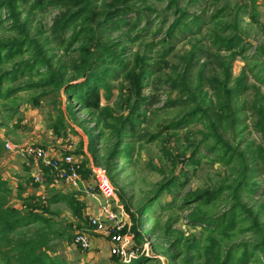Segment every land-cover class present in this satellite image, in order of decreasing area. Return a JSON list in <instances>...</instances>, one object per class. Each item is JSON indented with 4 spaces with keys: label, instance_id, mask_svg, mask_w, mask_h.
<instances>
[{
    "label": "rangeland",
    "instance_id": "rangeland-1",
    "mask_svg": "<svg viewBox=\"0 0 264 264\" xmlns=\"http://www.w3.org/2000/svg\"><path fill=\"white\" fill-rule=\"evenodd\" d=\"M111 1L95 0L99 8ZM245 2V0H134L135 11L129 15V20L135 23L136 30L130 31L122 26L121 30L105 34L103 43L109 50L123 58V62L107 64L113 68L107 79L111 87V98L108 100L105 91L102 90V107L110 106L116 110L118 116L127 115L128 110L124 108V102L130 96L133 97L134 92L126 80L125 65L126 63L134 64L137 55L146 57L150 65L149 72L143 81L142 95L147 97L148 101L140 110L142 120L137 123L134 133L127 131L123 136V149L129 154L125 152L126 157L123 156L109 164V171L104 159L112 144L109 140L112 138L113 141V133L105 127L112 124V120L103 119L99 112L82 109L73 98L69 99V94L63 89L59 92L50 91V94L45 95L43 94L44 89L27 88L28 90H23L8 100H1L0 142L4 144V149L0 154V178L4 180L3 174L7 176L8 188L12 195L14 197L23 196L24 191L21 189L34 190L37 188L35 185L39 184L35 183L34 176L31 178L30 174L26 175L28 173L26 158L21 154L8 151L5 148L6 143L16 148L33 145L43 147L53 153L73 155L82 164V170L88 171V177H82L85 184H92L102 198V194L96 189L98 179L92 168L100 169L102 173H105L109 189L112 188L115 191L118 210L120 212L121 209L123 210L125 220L129 222L127 232L124 234L132 239V244L140 248L146 243V247L143 248L145 251L140 250L139 257L158 259L147 264H169L163 256V250L168 249L170 243L178 244L172 250V253L180 255L179 260L174 264H179L181 258L186 255L192 257L193 264L202 263L203 260L199 256L200 251L195 250V245L202 252L204 247L210 243L209 240L215 236L209 234L204 227L193 224L192 217L195 215L217 216L223 213L228 205L221 202L196 208L195 205L183 206L182 201L189 192L218 187L227 177L226 169L215 161V155H209L207 151L197 156L199 164L179 163L176 168H172L164 155L165 144L176 155L187 153V157L190 156L195 147L192 142L199 143L200 136L196 133L202 129L200 125L191 124L186 129L175 133L164 132L153 142L150 139L190 109V106L181 104L180 95L178 91L171 89V83L178 79V74H183L187 56L191 52L204 50L198 52L193 61L194 67L189 72V81L193 87L201 85L205 92L211 91L209 79L223 75L218 61L212 55L220 53L228 57L229 53L218 52L213 44L214 36L221 33V25H226L233 18L231 19L227 12L221 15L224 20L211 22V17L218 12V9L228 4L234 8L235 4ZM57 7H49L45 11L36 12L30 11L27 4H22L18 9L22 12V20L30 15L32 31L40 32L41 39L49 41L48 55L53 59L54 69L64 62L70 64L73 59H77L79 52L76 49L80 46V44H75L66 51V45L60 47L57 43L58 39L53 34V24L62 14L63 9ZM71 10L75 11L73 8ZM254 15L257 16L258 23L253 20ZM194 18L198 20L196 26L192 21ZM175 20H180L185 24L179 25L174 36L170 38L167 36V30ZM238 24L243 42L249 47L247 57H250L257 48L264 47V0H259L256 8H249L246 12L239 14ZM79 26L80 24L65 33L66 41L71 39V35L79 29ZM14 34L12 22L9 20L7 10L4 9L0 11V40L11 38ZM161 55H165L166 59H162ZM27 58L28 55L15 59L5 68H10L11 65L25 61ZM246 65L244 56L236 57L232 65L234 78L241 75ZM39 75L34 74L32 77L22 78L14 84H9L6 89L12 86H34L42 81ZM248 84L259 87L264 94V86L257 84L251 74ZM253 94L254 90L251 89L243 96L241 104L245 101L252 103ZM36 99L37 104L34 102ZM69 106L72 108L71 112L68 110ZM120 108L124 111L122 112ZM59 116L63 117L65 126L60 128L57 134L52 126ZM242 117L247 118L248 127L244 128L238 140L245 138L248 143H258L260 135L254 130L252 112L247 111ZM189 132L194 135L188 136ZM101 133L104 135L103 138L95 144L100 157L97 162L89 145L91 136ZM243 144H245L244 141L242 147H244ZM154 167L162 169V174L153 170ZM163 174L165 178L176 175L183 185L181 184L179 189L174 188L171 193H164L144 215L140 227L144 244H139L130 230L133 220L127 213L125 205L128 204L130 210L138 216L141 205L164 181ZM254 181L255 184L251 188L253 187L255 192L245 193L243 199L259 213V219L264 223V181L259 177ZM69 186L61 184L58 191L69 189L67 191L70 192ZM56 191L48 190L47 193L45 192L46 197L53 195ZM86 196L88 195H83L84 199L80 198V201L84 207V216L89 219L96 211H89L90 198ZM12 203L21 209L22 204L18 200L13 199ZM52 211V218L66 227L70 234L75 236L84 232L91 240L90 248L85 251L74 244H60L57 248V254L60 257L70 264H117L110 253V240L106 234L97 233L85 223L81 224L76 221L63 204L52 206ZM70 223L74 224L73 230L69 227ZM251 240L248 234L234 233L229 236L228 240L224 239L223 244ZM247 264H264V262L260 255H252Z\"/></svg>",
    "mask_w": 264,
    "mask_h": 264
},
{
    "label": "trees",
    "instance_id": "trees-1",
    "mask_svg": "<svg viewBox=\"0 0 264 264\" xmlns=\"http://www.w3.org/2000/svg\"><path fill=\"white\" fill-rule=\"evenodd\" d=\"M133 1L112 0L99 8L95 0H0V11L7 10L9 20L12 22V30L15 32L11 38L0 40V101L8 100L19 92L28 90L27 88L44 89L45 95L50 94V91L59 92L63 89L69 94V99L73 98L82 109L99 112L103 119L112 120L114 125L109 124L105 127L112 131L114 141L113 143L112 138L109 140L112 144L104 159L108 171L109 164L126 155L123 149V136L127 131L135 132L137 123L142 120L140 110L148 101L147 97H143L142 89L150 65L146 57L137 55L134 64L126 63L124 69L126 80L134 92V96H130L124 102L128 114L118 116L116 110L110 106L102 107V90L105 91L108 100L111 98V87L107 79L113 68L107 64L123 62V58L107 48L103 38L107 32L121 30L122 26L130 31L136 30L135 23L129 20V15L135 11ZM245 1L235 4L234 8L228 4L218 9V12L211 17V22L224 20L221 15L227 12L228 16L233 18L226 25H221V33L214 36L213 44L218 52L229 53L228 57L220 53L212 55L218 61L223 75L209 79L211 91L205 92L201 85L193 87L189 81V72L194 67L193 61L198 52L204 50L191 52L187 56L183 74H178V79L171 83V89L178 91L180 95L181 104L190 106V109L164 127V131L153 135L150 139L153 142L164 132L175 133L191 124L200 125L202 129L196 133L200 136L199 143L192 142L195 147L190 156L187 157V153L176 155L165 144L164 155L172 168H176L179 163L199 164L197 156L207 151L209 155H215V161L226 169L227 177L218 187L189 192L182 201L183 206L195 205L196 208L221 202L228 205L220 215L192 217L193 224L204 227L209 234L215 236L209 240L210 243L202 252L195 245V250L200 251L199 256L203 260L198 264H247L252 255H260L264 262V223L259 219V213L243 199L245 193L255 192L253 187L251 188L255 184V178L259 177L264 181V94L259 87L248 84L251 74L257 84L264 86V47L257 48L252 56L247 57L249 47L243 42L238 18L239 14L246 12L247 9L256 8L259 0ZM22 4H27L30 11L36 12L45 11L49 7L63 8L62 14L54 21L53 34L58 39L57 43L60 47L66 45V51L75 44H80L76 49L79 57L73 59L70 64L64 62L54 69L53 59L48 55L49 41L42 40L40 32L32 31L30 15L21 19L22 12L18 9ZM72 8L75 11H72ZM253 20L258 23L256 15L253 16ZM192 21L195 26L198 25L197 19L194 18ZM78 24H80L79 29L71 35L69 41H66L65 33ZM181 24L185 23L175 20L168 28L167 36L172 38ZM168 51L170 52V48ZM26 55L28 58L25 61L5 68L15 59ZM164 56L161 55L162 59H166ZM237 56H244L247 65L241 75L234 78L232 65ZM34 74H40L39 76L42 77L40 83L6 89L9 84H14L22 78L32 77ZM251 89L254 90L253 102L249 104L245 101L241 104L243 96ZM34 102L37 104V99ZM68 110L71 112L72 108L69 106ZM247 111L252 112L254 130L260 135L258 143H248L245 138L238 140L244 128L248 127L247 118L242 117ZM64 126V119L59 116L52 128L59 134V129ZM187 135L194 133L189 132ZM103 136L101 133L90 138L89 149L97 162L100 157L95 144ZM243 141L244 147L241 146ZM3 149L4 144L0 142V154ZM153 170L162 174L160 168L154 167ZM44 171L43 181L48 185L51 180L47 176V170ZM80 173L83 178L88 177V171L81 170ZM163 180L141 205L138 216L130 210L128 204L125 205L127 213L133 220L130 230L139 244H144L143 234L140 232L144 215L164 193H171L174 188L179 189L182 184L176 175ZM77 196L78 193H54L45 199L36 195L14 197L8 188V183L0 178V264H70L57 254V248L62 243L73 245L75 236L52 218V206L65 205L76 221L85 223L92 229L89 220L84 216L83 204ZM13 199L22 204L21 209L13 205ZM69 227L73 230L74 224L70 223ZM126 232L127 229H124L123 233ZM234 233L248 234L252 240L224 245L223 240H228ZM176 246L178 244L170 243L169 248L163 250V256L169 264L179 260L180 255L172 253ZM156 260L158 259L139 257L130 263H121L118 258L113 257V261L117 264H147ZM179 264H193L192 257L186 255L181 258Z\"/></svg>",
    "mask_w": 264,
    "mask_h": 264
},
{
    "label": "built area",
    "instance_id": "built-area-1",
    "mask_svg": "<svg viewBox=\"0 0 264 264\" xmlns=\"http://www.w3.org/2000/svg\"><path fill=\"white\" fill-rule=\"evenodd\" d=\"M5 148L10 152L21 154L26 158V162L32 161L39 166L40 170L34 175V180L40 186L44 185V169L47 170L51 185L67 184L75 189H80L81 184L84 183L80 173L82 164L73 155L55 154L43 147L33 145L16 148L10 143H6ZM92 169L98 179L96 189L99 190L103 198H99V194L92 184L85 185L86 195L98 201V211L90 216L89 224L95 232L106 234L109 237L110 253L113 257L118 258L121 263H130L139 257L140 250L145 251L143 248L146 247V243L140 248L132 244V239L123 233V230L129 227V222L125 220L123 210L121 208V212L118 210L115 191L112 188L109 189L104 172L102 173L97 168ZM45 198L43 197V199ZM74 245L83 251L88 250L91 245L89 235L84 232L76 234Z\"/></svg>",
    "mask_w": 264,
    "mask_h": 264
},
{
    "label": "crops",
    "instance_id": "crops-1",
    "mask_svg": "<svg viewBox=\"0 0 264 264\" xmlns=\"http://www.w3.org/2000/svg\"><path fill=\"white\" fill-rule=\"evenodd\" d=\"M55 154H57V153H55ZM26 166L28 167L27 168V172L28 173L26 175L30 174L31 178L40 170L39 166L36 163L32 162V161L26 162ZM3 179L6 182H9L8 179H7V176L4 175V174H3ZM85 185L86 184H85V181H84V183L81 184L80 189H75V188L69 186V188L71 189L70 192H69V191H67L69 189L58 191L59 188L61 187V185L54 186V185H51V183L47 185L44 182V185H41V186L36 184L35 186L37 188L34 189V190H29L28 188L27 189H22V190L24 191V194H23L24 197L31 196V195L46 197L45 192L47 193L48 190H57L56 193H62V194L78 193L77 197H78L79 200H81L80 198L84 199V197H82V196L86 195V193H85ZM98 196H99V198H101L100 195H98ZM87 197L90 198L89 199L90 200V204L89 205L91 206V208L89 209V211L92 210V211H96L97 212L98 211V201L95 198H92L90 196H86V198Z\"/></svg>",
    "mask_w": 264,
    "mask_h": 264
}]
</instances>
